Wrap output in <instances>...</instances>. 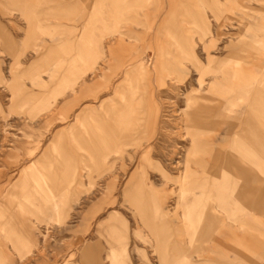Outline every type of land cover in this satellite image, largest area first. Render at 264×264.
Returning a JSON list of instances; mask_svg holds the SVG:
<instances>
[{"label":"rangeland","instance_id":"374dc122","mask_svg":"<svg viewBox=\"0 0 264 264\" xmlns=\"http://www.w3.org/2000/svg\"><path fill=\"white\" fill-rule=\"evenodd\" d=\"M25 187L52 219L0 264H264V0H0V204Z\"/></svg>","mask_w":264,"mask_h":264},{"label":"crops","instance_id":"0c3cea01","mask_svg":"<svg viewBox=\"0 0 264 264\" xmlns=\"http://www.w3.org/2000/svg\"><path fill=\"white\" fill-rule=\"evenodd\" d=\"M28 1V0H27ZM45 22H47V21H45V20H43L41 23H45ZM34 29H33V28ZM30 31H29V36H30V40H31V38H33L34 36V34H36L35 32H36V28H35V26L33 25V26H31V28L29 29ZM31 31H32V33H31ZM90 32H92V31H90ZM88 33V32H87ZM95 33V34H94ZM95 35H97V32H95V31H93L92 33H88V36H87V38H86V40L87 41H89L90 42V40L92 39V38H94V36ZM105 36V35H104ZM36 41V40H35ZM23 49H21V52L23 53ZM99 53H100V56H102L103 54H104V49L103 48H101L100 49V51H99ZM89 55H91V52L89 53ZM94 62L95 61H92V60H89V64L88 63H86V61H84V64H86V65H90L86 70L88 71L89 69H93V68H95L94 67ZM137 71V72H136ZM86 72V71H85ZM85 72H83V74L85 73ZM130 72H133L134 74H135V72H136V74H137V76H139V70L138 69H133V70H131ZM130 72L128 73V74H130ZM39 72L38 71H35V74L37 75ZM127 74V75H128ZM134 74H133V77H134ZM127 77V76H126ZM138 78V77H137ZM135 79V78H134ZM136 80V79H135ZM72 86V85H71ZM72 92H73V90H72ZM123 101H124V104H127L126 102H125V99H123ZM54 105L52 104V103H48L47 105H45V110H47V109H50L51 107H53ZM81 122H82V119L81 118H79V120H78V123L79 124H81ZM73 133V130H71V131H69L68 133H66V134H64V133H59V135L54 139V141L52 142V144H51V151L54 149V145H53V143H55L56 144V146H57V144L59 143V141H60V137L62 136V135H66V136H68V138H71V137H69L70 136V133ZM72 141L74 142L75 141V139H76V136L73 134L72 135ZM58 147V146H57ZM83 151H85L86 152V149H82ZM53 152V151H52ZM56 154V156L57 157H59V151H58V154L57 153H55ZM57 162H60V160H56ZM86 166H87V164H86ZM25 180V184H26V186H27V182H28V180L29 179H27L26 178V175H22V177L20 178V180ZM25 189H26V187L21 191V192H18V191H16V190H14V189H12L10 192H12V191H14V192H16L15 194L13 193L12 195H6V197H5V202H3L2 204H0V226H1V229H2V231L4 232V222H7L8 220L9 221H11V220H13V214H15L16 212H21V213H25V212H27V211H29V210H32V211H34L35 213H36V215H35V220L37 221V223L35 224V223H31V224H33L32 226H29V227H31V228H39V226L37 225L38 224V222H48V223H50V218L51 217H45V219H42V218H39V221L37 220V214L39 213V212H52V207L51 206H46L45 207V209L43 210V209H41V206L40 205H37L36 204V201H34L33 199H32V197L31 196H24V191H25ZM8 196L9 197H12V200L9 202V201H7L8 200ZM13 201H16V202H18L19 203V205H17V206H14V204H13ZM6 216H8V218L6 217ZM3 225V226H2ZM14 236V235H13ZM5 237V236H4ZM9 243V242H8ZM31 244H33V245H35V243L36 242H34V241H31L30 242ZM10 244V243H9Z\"/></svg>","mask_w":264,"mask_h":264},{"label":"bare ground","instance_id":"6f19581e","mask_svg":"<svg viewBox=\"0 0 264 264\" xmlns=\"http://www.w3.org/2000/svg\"><path fill=\"white\" fill-rule=\"evenodd\" d=\"M29 1H30V0H29ZM225 16H226V13L223 14V17H224V18H225ZM227 17H228V16H227ZM225 19H226V18H225ZM110 24H111V23H110ZM205 27H206V26H205ZM136 72H137V71H136ZM136 72H135V74H134L133 72H130V74H128L127 77H126V79H128L129 82L131 83V84H130V88H131L132 85L134 84V78H135V79L137 78V74H136ZM133 74H134V77H133ZM193 92H195V91H193ZM193 92H192V93H193ZM134 94H135V92H134ZM191 96H192V95H191ZM191 96H190V97H191ZM192 97H193V96H192ZM124 99H125V102H129V101H130L128 98H124ZM193 99H194V97H193ZM131 100H132V99H131ZM189 100H191V99H189ZM186 102H187V101H186ZM188 102H189V101H188ZM195 102H196V101H195ZM71 134L73 135L72 132H71ZM53 145L55 146V149H56V148H57L56 144L54 143ZM55 149H54V150H55ZM56 153L58 154V151H57V150H56ZM242 175H243V174H241V177H242ZM243 177H244V176H243ZM51 219H52V218H50V221H51ZM112 221H113V220H112ZM45 223H47V222H45ZM113 224H114V223H113ZM113 224H112V225H113ZM116 225H117V224H116ZM116 229H117V231H118V228H117V227H116ZM120 231H121V230H120ZM26 243L29 244L28 246H30V244H31V243H29V242H26Z\"/></svg>","mask_w":264,"mask_h":264}]
</instances>
